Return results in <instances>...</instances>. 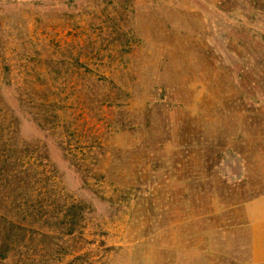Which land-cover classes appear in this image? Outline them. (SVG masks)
<instances>
[{"label": "rangeland", "instance_id": "1", "mask_svg": "<svg viewBox=\"0 0 264 264\" xmlns=\"http://www.w3.org/2000/svg\"><path fill=\"white\" fill-rule=\"evenodd\" d=\"M0 31L11 65H61L50 92L71 113L87 107L84 143H105L86 181L56 136L20 119L18 140L54 170L46 210L60 218L73 205L78 215L74 236L47 239L53 254H89L71 264H254L245 205L264 194V0H0Z\"/></svg>", "mask_w": 264, "mask_h": 264}, {"label": "trees", "instance_id": "2", "mask_svg": "<svg viewBox=\"0 0 264 264\" xmlns=\"http://www.w3.org/2000/svg\"><path fill=\"white\" fill-rule=\"evenodd\" d=\"M5 48L4 31H0V264H9V258L13 255L18 258L17 264H41L37 259L41 247L47 250L45 262L48 264L88 262L89 254L85 253L63 263L67 254H53L46 244L47 239H55L59 232L65 237L74 236L77 233L78 215L73 205L59 208L60 218L53 215L55 212L51 214L46 210L52 205L48 201L55 194L52 181L54 170L48 167L47 157L38 145L24 144L18 140V127L20 119L27 115L42 131L56 136L58 147L86 181L95 180L91 174L97 169V158L104 155L105 143L101 137L84 143L80 125L87 120V107L81 105L76 114L71 113L67 100L50 92L56 89L54 86L58 81L60 64L46 61L40 65L25 61L11 65L4 57ZM41 68L49 76L43 79L44 83L33 74ZM101 80L112 82L110 79ZM91 82H83L86 84L84 87L89 88ZM4 86L13 89V103H8L4 98ZM76 87L80 90L82 86L77 84ZM43 88L49 90L45 96L42 95ZM79 97L75 94L73 98L76 100ZM106 99V106L118 107L114 98L108 96ZM99 134V131L95 133L96 136ZM73 140H77V145L71 143ZM43 199H46V206ZM58 218L60 228L56 232L51 231L50 222ZM42 227L50 231H43Z\"/></svg>", "mask_w": 264, "mask_h": 264}, {"label": "crops", "instance_id": "3", "mask_svg": "<svg viewBox=\"0 0 264 264\" xmlns=\"http://www.w3.org/2000/svg\"><path fill=\"white\" fill-rule=\"evenodd\" d=\"M249 224L250 258L254 264H264V194L245 205Z\"/></svg>", "mask_w": 264, "mask_h": 264}]
</instances>
